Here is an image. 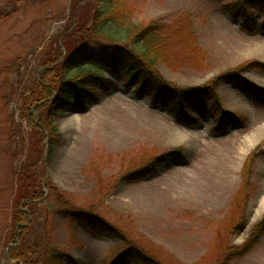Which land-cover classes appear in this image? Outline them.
I'll list each match as a JSON object with an SVG mask.
<instances>
[{"label":"rangeland","instance_id":"obj_1","mask_svg":"<svg viewBox=\"0 0 264 264\" xmlns=\"http://www.w3.org/2000/svg\"><path fill=\"white\" fill-rule=\"evenodd\" d=\"M114 1L110 36L102 40L130 45L131 35L124 37L128 28L161 25L169 38L160 45L162 61L156 65L162 78L186 88H213L222 108L242 120L215 129L219 115L208 112L212 98L205 100V112L191 111L192 120L178 118L102 70L113 86L108 91L91 86L94 96L60 114L62 139L44 170L74 204L101 214L120 237L51 213L54 200L36 207L31 234L46 225L62 251L80 264H110L130 247L144 252L149 264H264V234L249 252L235 255L264 217V92L250 94L243 84L221 77L234 71L264 90V33L244 31L224 10L230 0ZM78 2L0 0V240L29 130L21 94L47 53L54 59L61 42L66 53L64 44L76 47L84 34H92V17L87 24L84 16L93 3ZM80 17L84 32L80 23L69 28ZM262 18L254 13L258 24ZM178 148L179 156L171 154ZM256 149L246 187L242 168ZM159 156L167 157L146 176L133 173ZM247 194L251 198L244 204ZM6 241H0V264H12ZM121 264L136 263L131 258Z\"/></svg>","mask_w":264,"mask_h":264},{"label":"trees","instance_id":"obj_2","mask_svg":"<svg viewBox=\"0 0 264 264\" xmlns=\"http://www.w3.org/2000/svg\"><path fill=\"white\" fill-rule=\"evenodd\" d=\"M82 1L85 0H79V2ZM16 2L20 4L21 0H15V4ZM88 3H93V11L84 16L86 19L83 16L82 18L85 22L87 20L88 24L90 20L88 16L92 17V34H89V37L87 35L85 37L84 34L83 40L76 47L67 48V43L64 44L66 53L62 51L61 42L55 48L57 54L51 55L54 59H49L47 53V57L44 56L45 58L41 60L43 68L37 72V76L27 88L28 91L25 89L21 94V111L29 130L23 138L26 139L22 148L25 155L20 160L15 173L9 218L5 228L2 227L0 240L5 243L7 238L5 248H8L7 255L12 264H62L65 259H68L71 264H80L78 260L62 251L55 235L46 225H43L39 233L31 234L36 218L34 212L42 201L54 200L51 213L54 211L62 213L68 220L87 225L95 233L105 237H120L101 214L94 216L93 214L96 213L89 211L90 209L85 208V205L74 204L71 198L67 197L66 192L54 185L44 170L45 163L62 139L56 124L60 114L71 109L73 105H84L88 96H94L91 86L100 87L104 91L110 90L113 86V81L105 78L102 70H108L112 75L119 76L125 81L127 87L133 86L134 91L146 94L153 104L172 111L178 118L192 120L191 111L205 112V100L212 98L213 108L211 112H208L210 115H219L215 121V129H221L242 120L238 114L228 113L222 108L220 98L213 88L209 89L207 86L186 88L162 78L156 65L162 61L160 45L165 44L169 38L162 34L161 25L153 22L136 29L128 28L124 37L129 39L131 35V44L117 45L113 41L109 42L101 38L110 36L106 34H109L107 30L112 28L113 16L111 15L114 14L116 2L87 0L85 5L88 6ZM224 10L232 18L241 21V28L244 31L264 33V18L261 19L260 24L254 19L255 12L264 14V0H230L224 5ZM8 14L10 13L6 12L4 16ZM82 18L77 21L72 19L69 28H74L75 23H80L82 28L80 31L84 32ZM221 77L232 78L240 85L243 84L250 94L263 95L264 90L250 84L234 71L223 74ZM257 149L249 153L242 168V180L246 187L251 186L249 167ZM171 154L179 156L180 148L173 150ZM165 157L167 156L156 157L135 169L136 172L133 173L139 177L146 176ZM128 175L125 174L124 177ZM251 192L252 189L248 191L250 194ZM250 194H247L241 202L247 203L251 198ZM263 234L264 217L251 229L249 237L239 245L235 255L249 252ZM131 258L136 264H149L144 252L135 250L133 247L121 252L111 260L110 264H121Z\"/></svg>","mask_w":264,"mask_h":264}]
</instances>
